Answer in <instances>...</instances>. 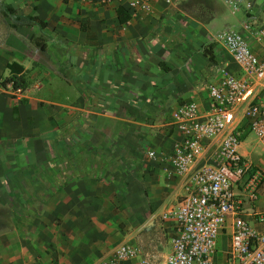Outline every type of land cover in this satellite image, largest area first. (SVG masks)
Masks as SVG:
<instances>
[{"label": "crops", "instance_id": "crops-1", "mask_svg": "<svg viewBox=\"0 0 264 264\" xmlns=\"http://www.w3.org/2000/svg\"><path fill=\"white\" fill-rule=\"evenodd\" d=\"M248 1L264 13V0ZM151 5L121 24L116 1L0 0V264H96L153 240L182 194L147 152L174 151L181 105L213 110L204 49L243 19L222 0ZM13 62L26 70L21 93L1 85Z\"/></svg>", "mask_w": 264, "mask_h": 264}, {"label": "built area", "instance_id": "built-area-1", "mask_svg": "<svg viewBox=\"0 0 264 264\" xmlns=\"http://www.w3.org/2000/svg\"><path fill=\"white\" fill-rule=\"evenodd\" d=\"M107 1L130 17L152 11V0ZM222 1L234 14L246 12L212 39L236 70L215 62L213 110L181 105L174 151L147 152L182 194L158 213L153 240L122 242L96 264H264V168L241 152L253 135L264 153V13L256 15L248 0Z\"/></svg>", "mask_w": 264, "mask_h": 264}, {"label": "trees", "instance_id": "trees-1", "mask_svg": "<svg viewBox=\"0 0 264 264\" xmlns=\"http://www.w3.org/2000/svg\"><path fill=\"white\" fill-rule=\"evenodd\" d=\"M66 2L68 0H65ZM91 2H95V3H105L107 0H90ZM12 14V13H11ZM117 14H118V19H119V22L121 24H124L126 23L127 21L130 20V16L129 14L127 13V11L123 8V7H118L117 9ZM31 20L35 21V22H38L42 27H45L46 26V23L41 21L39 18H31ZM32 42L37 46L39 47L40 49L42 50H45V45H43V43H41V39L39 38H32ZM213 47L215 46H208L207 48L204 49V55L206 57L209 58V60L211 62H216V58H215V53L213 54ZM9 72H10V77H8L7 79H5V81H3L1 83V85L3 87L6 86L7 83H12L13 84V87L14 89H25L27 88V83H26V70L25 68L16 63V62H13V63H10L8 64L7 66Z\"/></svg>", "mask_w": 264, "mask_h": 264}, {"label": "rangeland", "instance_id": "rangeland-1", "mask_svg": "<svg viewBox=\"0 0 264 264\" xmlns=\"http://www.w3.org/2000/svg\"><path fill=\"white\" fill-rule=\"evenodd\" d=\"M218 9H219V7H218ZM221 10V8L219 9V11ZM241 14V18L243 19V20H245L244 19V17H245V14H244V12L243 11H240V12H237L236 14ZM263 14V13H262ZM262 14H260V15H262ZM243 20H241V21H243ZM240 23H230V25H232V26H238ZM226 27V26H225ZM225 27H223V26H221L218 30H223ZM217 30V31H218ZM216 32V31H215ZM251 141H254V142H251ZM252 143V144H250V148L248 149V152L250 153L251 152V154L249 155V158L253 161V163L255 164V165H259L261 168H264V153L262 152V149H261V145L260 144H258L257 143V141H256V139H255V136H253V135H251V136H249L248 138H247V141H246V143H245V145L246 144H248V143ZM261 202H263V198L261 199ZM154 212V211H153ZM149 229H151L152 231V233H156L157 231L155 230V229H153L152 227L151 228H149ZM145 230H147V229H145ZM147 231H149V230H147ZM130 233H133V234H131V235H134V233L135 232H133V231H131ZM224 241L225 240H223L222 241V239L220 240V245H224Z\"/></svg>", "mask_w": 264, "mask_h": 264}]
</instances>
